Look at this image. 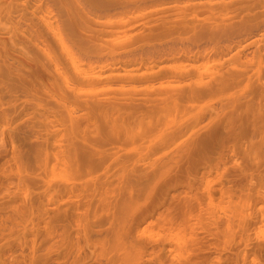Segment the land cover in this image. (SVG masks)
Here are the masks:
<instances>
[{
    "label": "rangeland",
    "instance_id": "1",
    "mask_svg": "<svg viewBox=\"0 0 264 264\" xmlns=\"http://www.w3.org/2000/svg\"><path fill=\"white\" fill-rule=\"evenodd\" d=\"M0 264H264V0H0Z\"/></svg>",
    "mask_w": 264,
    "mask_h": 264
}]
</instances>
